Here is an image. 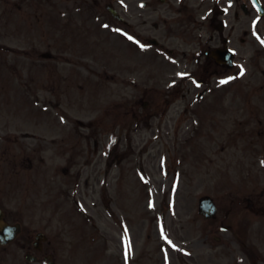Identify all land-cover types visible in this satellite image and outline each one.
Segmentation results:
<instances>
[{"label": "rangeland", "instance_id": "374dc122", "mask_svg": "<svg viewBox=\"0 0 264 264\" xmlns=\"http://www.w3.org/2000/svg\"><path fill=\"white\" fill-rule=\"evenodd\" d=\"M108 1L120 10L124 7V10H146L140 7L144 0H137L139 6L134 4V0ZM227 1L170 0L173 9L187 6L198 15L203 10L227 8L230 12L222 15V19L228 23V29L229 21L234 19L236 46L238 55L241 54L239 64L245 75L239 76L231 86L220 88L221 103L217 97L215 103L220 105L221 112L205 110L204 115H200L198 101L190 103L187 96L180 101L187 105L186 111L183 106L174 105L164 113L168 97L163 89L164 81L169 77L168 71L157 72L156 65H152L150 57L143 53L141 69L137 72L143 83L139 99L151 100L153 108L149 111L156 115L147 125L141 124L138 129L127 128L120 136L112 126L113 120L109 119L108 142L110 138H120L112 145L113 148L106 145L107 140H104V145L87 144L85 138H90L88 130L80 123L95 122L104 111L117 110L124 98L132 95L130 88L124 92L116 83L120 73L116 35L108 45L107 62L100 60L99 63L78 66L77 69L91 80L89 88L82 90L86 85L79 84L81 79L75 81L74 87H70L68 81L65 87L59 88L56 99L43 90L41 95H36V81L42 84L45 77L38 54L48 49L45 45L37 40L35 45L14 41V47L27 52L16 57L21 60L16 65L11 52L0 53V132L9 133L12 139L32 133L33 137L24 140L34 146L48 140L44 141V145L49 147L47 155L41 147L46 159L47 177H43L40 184L50 185L53 177L57 185L54 193L58 204L62 205L58 206L59 211L53 206H46L43 211L36 206L38 202L34 204L35 208L28 205L26 222L33 231L42 229L51 236L59 233L60 264H130L126 263L128 259L131 264H264V15L250 0H233L232 5ZM262 2L264 4V0ZM245 3L249 14L241 9ZM38 12L45 16L43 11ZM158 17L157 13L149 19L152 23ZM32 24L39 25L37 14L28 22L30 27ZM23 25L27 26V23ZM110 28L111 33L117 32L112 25ZM209 30L206 26V35ZM0 41L7 42L2 38ZM30 62H39L40 70ZM191 63L186 74L200 77L201 71ZM72 67L69 64L56 66L61 74L66 75L73 73ZM157 75L161 88L148 90L152 77ZM5 76L8 77L6 80ZM105 77L103 84H97ZM11 79H15L17 85L9 81ZM23 79L27 81L21 82ZM191 87L193 93L198 89L192 84ZM23 90L25 92H21ZM82 96H86L89 103H71L73 98L81 100ZM234 96H238V107L224 111L230 108L231 97ZM58 102L59 108L54 109ZM43 106L46 108V113L42 114L44 119L39 117ZM55 118L59 120V126H53ZM104 119L103 116L102 123ZM131 126H134L133 122ZM102 131L103 128L98 129L96 138L104 137ZM53 138L66 139L61 145H54ZM181 140H184L183 145L177 146L171 154L168 149ZM8 146L9 143L0 145V151L5 147L3 153L6 150L10 155L14 148ZM18 147L22 165L18 167L19 171L11 168L10 163L3 166L13 176V183L2 177L4 181L0 185L28 189L30 199L46 201L50 198L45 196L48 191L35 186L40 172L36 170L27 176L28 158L21 146ZM63 152L65 154L61 155ZM27 153L33 154L31 151ZM69 154L75 157L73 163L76 166L66 176L64 169ZM114 154H122L125 158L124 177ZM84 163H87L86 167ZM58 166L62 167L61 171ZM79 167L83 168L77 170ZM82 191L85 194H81ZM23 195L17 191L12 199L15 203L12 208L24 207L18 203ZM205 195L212 196L219 206V213L212 220L204 219L198 212L199 200ZM106 196L108 209L104 206ZM79 201L88 207L84 224L80 225L82 236L75 234V220L72 218L77 211L81 213ZM85 227L91 232H87ZM75 237L79 239H76L72 254L69 248L73 246ZM92 237L94 246L90 243ZM14 260V257L10 258L9 264H14ZM18 260L23 261L22 257Z\"/></svg>", "mask_w": 264, "mask_h": 264}, {"label": "flooded vegetation", "instance_id": "af4514ba", "mask_svg": "<svg viewBox=\"0 0 264 264\" xmlns=\"http://www.w3.org/2000/svg\"><path fill=\"white\" fill-rule=\"evenodd\" d=\"M44 6L46 1H53L54 7L60 9V13L63 15L62 21L59 25H49L41 27L44 30H50L56 34V39L67 38V35L73 33V39L75 45H84L87 40V32H89V24L93 12L90 10L92 0H40ZM147 6V5H146ZM29 7V0H0V11L5 13L6 17L13 18V12L21 17L26 16L27 9ZM137 10H124L122 12L119 39L125 44V48L133 49V56H135L137 46L135 45L136 38H142L141 34V20ZM159 10H153L152 13H156ZM181 14V19H175L170 15V20H165L166 26L156 23L154 25L155 30H159L160 40L164 41L162 48L167 51L168 57L164 59V62L169 65H183L190 60L189 56L196 53L202 55L196 58L197 64H215L221 66L214 58L207 55V52L215 49H234L235 54L233 60L237 61L236 52V24L232 26V30L227 34L226 27L221 25V19L214 11L207 14L204 19L192 18L187 15L188 10H178ZM223 12V11H222ZM100 12L97 11V15ZM168 13H172V10ZM187 13V14H186ZM96 15V16H97ZM208 24L212 29L209 36L205 37L204 34H200L201 25ZM203 28V26H202ZM217 28L219 31H217ZM6 30L7 34H13V27L0 26V30ZM20 31L21 27H15ZM151 40V39H148ZM168 43V47L165 45ZM158 44V42L156 43ZM212 45L209 49L206 46ZM211 49V50H210ZM221 67L228 69V64H224ZM5 218H9V213L4 212ZM17 223L18 221H13ZM22 230L17 236L16 240L11 243L15 252L30 251L35 255L37 260L39 256L48 258L54 257L51 252L53 247L50 240L38 241L32 234L25 232V227L22 225ZM54 248V247H53ZM55 251V249H54Z\"/></svg>", "mask_w": 264, "mask_h": 264}, {"label": "water", "instance_id": "95a60500", "mask_svg": "<svg viewBox=\"0 0 264 264\" xmlns=\"http://www.w3.org/2000/svg\"><path fill=\"white\" fill-rule=\"evenodd\" d=\"M254 1L262 9L259 0H254ZM262 12H264L263 9H262ZM201 207H202V209H204L203 212L206 214V216H211L216 211V207L210 198L203 199L201 202Z\"/></svg>", "mask_w": 264, "mask_h": 264}, {"label": "snow or ice", "instance_id": "6c2138e0", "mask_svg": "<svg viewBox=\"0 0 264 264\" xmlns=\"http://www.w3.org/2000/svg\"><path fill=\"white\" fill-rule=\"evenodd\" d=\"M241 75H243V72H241ZM222 83H226V81H223Z\"/></svg>", "mask_w": 264, "mask_h": 264}]
</instances>
